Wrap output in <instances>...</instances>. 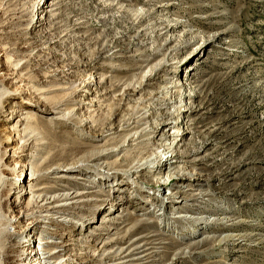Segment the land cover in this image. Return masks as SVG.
<instances>
[{
    "label": "rangeland",
    "instance_id": "obj_1",
    "mask_svg": "<svg viewBox=\"0 0 264 264\" xmlns=\"http://www.w3.org/2000/svg\"><path fill=\"white\" fill-rule=\"evenodd\" d=\"M0 80L11 94L0 105V128L12 127L5 120L20 112L33 118L46 141L76 158L122 147L97 161L102 168L89 170L101 178L69 174L94 187L79 185L77 192L111 191L116 198L73 210L85 219L69 217L79 223L67 224L69 229L30 226L35 219H23L29 196L13 194L8 215L23 222L25 238L47 237L41 226L64 234L59 242L75 250L65 256L74 260L70 264H110L83 259L99 235L100 249L117 237L127 247L153 235L141 238L140 244H151L144 264H264V0H0ZM66 99L75 104L62 109L74 110L84 127L53 125L48 107ZM146 127L154 138L136 146L129 134ZM169 147L175 157L170 169L117 174L135 160L153 161L159 154L171 160ZM26 155L39 156L29 148L20 164L32 161ZM120 191L128 195L115 202ZM166 207L169 220L159 226L154 221ZM177 215L194 220L181 230L172 221ZM116 216L128 219V226L101 224L105 218L117 222ZM201 217V225L193 222ZM214 219L238 226L209 225ZM102 225L111 228L109 240L106 231L94 229ZM193 230L199 234L191 238ZM210 235L216 237L204 239ZM232 235L240 238L234 244ZM33 243L23 251L41 247ZM185 250L207 252L173 261Z\"/></svg>",
    "mask_w": 264,
    "mask_h": 264
},
{
    "label": "bare ground",
    "instance_id": "obj_2",
    "mask_svg": "<svg viewBox=\"0 0 264 264\" xmlns=\"http://www.w3.org/2000/svg\"><path fill=\"white\" fill-rule=\"evenodd\" d=\"M9 98H11V94L4 87L2 80H0V105H7L6 102ZM73 104H75L73 100L66 99L55 102L48 107L50 113L54 115V120H56V122L53 124L54 126H66V123L75 122L76 127H84L83 123H80L79 119H77V116L73 113L74 110L66 112L67 109H62V107H68ZM45 111L49 112L47 109H45ZM19 113H12L10 118L5 120L6 123L11 122L12 127L8 129H5V127L0 128V148H2V150H0V264H70V261L72 259H70L68 262V258L65 259V256L70 252H74L75 250L74 248L69 249V247L72 246L71 243L62 244L59 242L61 240L63 241V236H65L64 234L53 232L49 227L41 226L42 231H44V233L48 235L47 237L44 234L40 233L36 236L34 235L33 238H25L27 229L25 228L24 230H21L23 222H19V219L15 216L9 218L8 214L13 212V207L10 208L9 204L7 203L11 202L10 198L13 194L17 195L24 192L23 195H28L29 199L27 201V205L24 206L25 208H28V211L23 215V219L25 221L28 219H35V221H33L32 225L30 226H33L37 223H43L45 225L56 227L58 230H61V227H63V230L65 228L69 229V227H67V224L69 223H71L72 225H78L79 223L74 222L72 218L83 222L85 217L77 216L73 212V210L87 211L89 208L91 209V207L94 206L93 204L96 201L106 203L109 202V197H112L113 200L116 198H114L113 195L109 194L111 193V191H109V193L108 191H105L107 192L106 194L100 192L98 193L97 191L77 192V190L74 189L79 185L84 187V189H94V187H90L81 182L86 181V178L83 179L81 177L74 175L72 176L69 174L77 170L81 175H84V172H86L85 174L94 173V175H97V177L101 178V176L98 175L97 172L93 171L88 173L89 170L96 167L102 168L100 167L99 162L104 160L103 157H107V154L110 155L120 152L122 150V147L106 148L101 151L91 153L89 157L82 159L76 158L70 152V149L67 148L61 150L59 149V145L57 144V142L50 143L49 141H46L39 132V129L36 127V125H34L33 118L26 113ZM170 123L173 124V122H169L168 124ZM144 125L146 124H143V126ZM147 128L148 127H146L145 129H141V131L139 132L129 134L128 138H130L132 143L137 142L135 144L136 146L138 145L140 139L141 141H148L151 138H154L148 134L149 129ZM56 132L59 133L60 131ZM176 134L178 136L182 133ZM102 137H105L104 134H102ZM9 143L12 144L13 147L4 148L5 144ZM29 148L37 152L39 156L37 157L34 155H26V157L28 156V158H31L32 161L20 164L21 160H23V158L25 157L26 151ZM10 152H12V154H10ZM170 153L171 160H169V157H167L165 154H159L157 159H154L153 161L135 160V162L133 163L134 167L127 169V171L125 172L117 171V174L131 176L134 174L136 175L140 173H148L151 175L155 172L154 170L170 169L169 164L172 163V160L175 158L174 150L172 149V147L168 148V153L166 154ZM8 159H12V161L14 162L12 164L14 165L11 166L9 163H7ZM16 160L19 161L15 162ZM59 172H62V174H59ZM23 173L24 178L22 177ZM53 173L55 174V176L51 177L50 175H52ZM84 176L86 177V175ZM180 177L188 178L186 175L179 176V178ZM43 180L52 181L53 184L50 185L48 183V185L40 186V183ZM32 183L37 185H32ZM51 191L59 192V194L47 196V193ZM120 192L122 193V198L117 197V200L115 202L123 201V197L125 198L128 195H125L127 191H124V194L123 191ZM23 195H18V198ZM90 197H94L95 199H92ZM14 202L16 206L18 204H21L16 201ZM163 209L164 213H162V215L154 221L159 226H164V222H167L169 220V218H167V215L165 214V210H167L168 208L166 207ZM147 214H149L148 216H151L154 214V211H149V213ZM69 217L72 218L70 219ZM116 218L117 222H113L115 221V219L111 221V219L105 218L104 221H101V224L103 222H111L113 223V225H125V227L128 226V219H121L117 216ZM200 219L203 218H198L193 222L199 225L200 223L196 221ZM189 220L194 219L184 215H177L172 221L179 225V228H181V230H184L181 225L190 222ZM141 222L145 224L149 221H147V219H142ZM209 225H226V223L225 221H222V219H214ZM226 226H229V228H234L238 226V223L236 220H232ZM138 228L139 224L132 227L129 231L130 234H133L134 230ZM94 229L97 231H106V236H108L107 240H109L111 228L102 225L99 227H94ZM190 233L191 234L189 235L191 236V238L194 237L195 234H199V232L195 230L190 231ZM184 235L185 234H180V238L186 239V236ZM152 236L153 235H148L141 238L146 239ZM215 237V235H210L205 236L204 239H214ZM44 238H51L55 239L56 241H44ZM103 238L104 235H99V237L96 236L95 245H98L99 241L101 243L104 240ZM141 238L129 243L127 247L123 246L127 244V240H125L124 237H117L114 240L103 243V247L101 249L97 248L95 245L90 246L89 249L91 250L85 257H83V259L90 261L92 258L98 257L100 262L102 261L110 264H144L146 263L148 256V254H145L146 251H148L147 246L151 244H140L142 242ZM239 239L240 238L237 235H232L228 241H231L234 244ZM37 241H39L38 244L41 246L40 248L34 246L31 251H23L22 248L24 246H29L33 242L35 243ZM193 244L195 243H192L190 247ZM165 247L166 253H168L170 251L169 245H166ZM163 249L164 248H159V250L161 251ZM199 249L200 246L197 248V250ZM97 250H99L98 255L94 253ZM205 252L207 251L200 250L193 253L206 255ZM193 253L189 250L178 252L175 254L173 261H178L181 258H190L193 256ZM74 256L77 255L74 254Z\"/></svg>",
    "mask_w": 264,
    "mask_h": 264
}]
</instances>
